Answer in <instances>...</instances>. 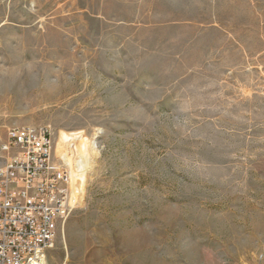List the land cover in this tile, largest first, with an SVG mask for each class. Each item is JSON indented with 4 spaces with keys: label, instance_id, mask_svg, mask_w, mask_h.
Segmentation results:
<instances>
[{
    "label": "rangeland",
    "instance_id": "obj_1",
    "mask_svg": "<svg viewBox=\"0 0 264 264\" xmlns=\"http://www.w3.org/2000/svg\"><path fill=\"white\" fill-rule=\"evenodd\" d=\"M26 125L83 178L48 264H264V0H0Z\"/></svg>",
    "mask_w": 264,
    "mask_h": 264
},
{
    "label": "built area",
    "instance_id": "obj_2",
    "mask_svg": "<svg viewBox=\"0 0 264 264\" xmlns=\"http://www.w3.org/2000/svg\"><path fill=\"white\" fill-rule=\"evenodd\" d=\"M83 178L55 154L48 126H14L0 142V264H45Z\"/></svg>",
    "mask_w": 264,
    "mask_h": 264
},
{
    "label": "bare ground",
    "instance_id": "obj_3",
    "mask_svg": "<svg viewBox=\"0 0 264 264\" xmlns=\"http://www.w3.org/2000/svg\"><path fill=\"white\" fill-rule=\"evenodd\" d=\"M135 254H143L145 253V249L144 248H137L134 250ZM147 259L146 258H142V257H139V256H136L134 258V262L135 264H146L147 263ZM45 264H48L47 261L45 260ZM148 264V263H147ZM154 264V263H153ZM157 264V263H156Z\"/></svg>",
    "mask_w": 264,
    "mask_h": 264
}]
</instances>
